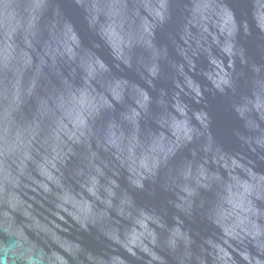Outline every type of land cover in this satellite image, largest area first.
I'll return each instance as SVG.
<instances>
[{"label": "water", "instance_id": "obj_1", "mask_svg": "<svg viewBox=\"0 0 264 264\" xmlns=\"http://www.w3.org/2000/svg\"><path fill=\"white\" fill-rule=\"evenodd\" d=\"M264 264V0H0V258Z\"/></svg>", "mask_w": 264, "mask_h": 264}, {"label": "clouds", "instance_id": "obj_2", "mask_svg": "<svg viewBox=\"0 0 264 264\" xmlns=\"http://www.w3.org/2000/svg\"><path fill=\"white\" fill-rule=\"evenodd\" d=\"M7 256H8V251L4 250L3 258H0V264H7V259H6Z\"/></svg>", "mask_w": 264, "mask_h": 264}]
</instances>
